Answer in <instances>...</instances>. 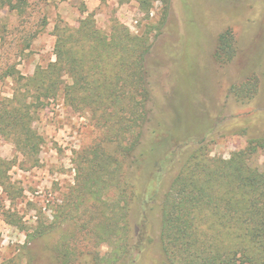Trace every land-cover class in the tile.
<instances>
[{
    "label": "trees",
    "instance_id": "trees-1",
    "mask_svg": "<svg viewBox=\"0 0 264 264\" xmlns=\"http://www.w3.org/2000/svg\"><path fill=\"white\" fill-rule=\"evenodd\" d=\"M131 1L146 13L153 2L118 0ZM27 2L0 0V7L23 12ZM54 37V62L38 66L28 79L8 73L14 89L11 98H0V137L36 165L41 137L32 127L33 116L58 97L88 120L97 137L73 152V183L52 202L51 219L42 215L31 229L20 225L25 243L0 264H35L34 243L55 234L47 250L56 264H138L151 244L144 212L163 171L172 174L160 206L164 264H264V166L256 164L264 138L248 139L228 159L211 157L202 142L180 145V153L164 151L154 159L138 183L137 171L151 152L141 145L151 101L148 33L133 35L114 24L107 34L88 15L76 29L56 27ZM237 50L232 30L222 31L214 48L216 64L226 67ZM258 85L252 75L229 92L246 104ZM10 166L0 159V189L13 204L21 191L10 182ZM17 220L16 213H6L8 224L19 226Z\"/></svg>",
    "mask_w": 264,
    "mask_h": 264
},
{
    "label": "rangeland",
    "instance_id": "rangeland-1",
    "mask_svg": "<svg viewBox=\"0 0 264 264\" xmlns=\"http://www.w3.org/2000/svg\"><path fill=\"white\" fill-rule=\"evenodd\" d=\"M88 15L107 34L119 24L133 35L146 32L150 38L145 63L150 114L141 145L151 152L137 171L138 183L141 174L153 169L154 159L164 151L180 153V145L202 142L211 157L228 159L248 139L264 138V0H153L148 13L135 1L118 0H28L23 12L0 7V98L13 94L8 73L28 79L38 66L54 62L56 27L76 29ZM226 29L232 30L238 50L230 64L220 67L213 54L217 35ZM252 75L259 81L256 95L246 104L237 102L230 86ZM32 127L41 137L36 165L0 137V159L11 165L7 175L21 191L11 204L0 189V262L25 243L20 225L31 229L40 216L51 219L52 202L73 183V152L97 137L88 120L65 107L60 97L35 112ZM256 164L264 166V152ZM171 180V172L163 171L151 208L144 212L151 244L138 264L165 263L160 206ZM8 211L16 213L19 226L6 222ZM55 239L56 234L34 243L35 264H56L47 250Z\"/></svg>",
    "mask_w": 264,
    "mask_h": 264
}]
</instances>
